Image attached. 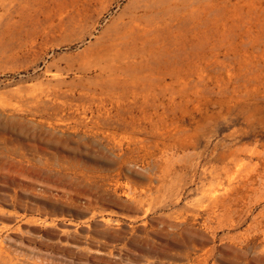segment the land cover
Masks as SVG:
<instances>
[{
    "label": "rangeland",
    "instance_id": "374dc122",
    "mask_svg": "<svg viewBox=\"0 0 264 264\" xmlns=\"http://www.w3.org/2000/svg\"><path fill=\"white\" fill-rule=\"evenodd\" d=\"M0 264H264V0H0Z\"/></svg>",
    "mask_w": 264,
    "mask_h": 264
},
{
    "label": "bare ground",
    "instance_id": "6f19581e",
    "mask_svg": "<svg viewBox=\"0 0 264 264\" xmlns=\"http://www.w3.org/2000/svg\"><path fill=\"white\" fill-rule=\"evenodd\" d=\"M58 128V127H57ZM57 128L48 127L42 129L40 125H34L32 124L30 127L25 128L24 130L31 131V133H38V137H42L46 145H52L56 144V142H60L61 131H59ZM104 150V149H103ZM102 150V152H103ZM119 232L116 233L115 237L119 236Z\"/></svg>",
    "mask_w": 264,
    "mask_h": 264
}]
</instances>
